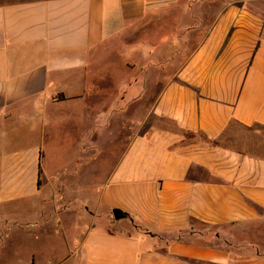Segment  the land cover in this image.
Masks as SVG:
<instances>
[{"label":"crops","instance_id":"crops-1","mask_svg":"<svg viewBox=\"0 0 264 264\" xmlns=\"http://www.w3.org/2000/svg\"><path fill=\"white\" fill-rule=\"evenodd\" d=\"M263 2L186 30L185 0H0L2 224L66 245L32 264H264Z\"/></svg>","mask_w":264,"mask_h":264},{"label":"rangeland","instance_id":"rangeland-1","mask_svg":"<svg viewBox=\"0 0 264 264\" xmlns=\"http://www.w3.org/2000/svg\"><path fill=\"white\" fill-rule=\"evenodd\" d=\"M186 6L181 7L182 11H179L178 13L187 15H197L200 16V18H195L196 22L187 21L185 22V29L188 30L194 25L198 24V21L200 20V25L202 30L209 29L212 24L214 23V20L216 16H219L220 14H223L226 10V8H231L232 5H228V3H231L232 0H185ZM239 2L241 0H238ZM189 4H192L189 6ZM194 4V5H193ZM241 7V6H240ZM237 7H235L236 9ZM250 11H261V13L264 14V2L249 5L247 7ZM237 10V9H236ZM176 11V10H175ZM177 13V12H176ZM188 19V18H187ZM175 24H169L168 26L165 25L162 26L159 23L154 24V28L158 30H173L175 27ZM170 26V27H169ZM181 26V28H180ZM179 27L175 28L182 30V24H180ZM124 40V38H122ZM113 44L115 45L116 42H112L110 44L109 51H105L104 53L100 54V62L102 64L106 63L105 65H121L123 62H131V58H133V55L125 54L122 56L123 52H118L114 50ZM112 45V46H111ZM113 47V48H112ZM103 67V66H102ZM116 67V66H115ZM122 68L118 67L117 69L114 68V70L109 69L107 72H116L118 75L122 72ZM109 90H111L107 96V100L109 99V96L114 95V92L112 89H116V87H107ZM112 88V89H111ZM158 89V88H157ZM144 102L138 103V127H139V135L144 134L151 125H159L158 121L156 120V116L153 114H149L146 108H149L148 106H144L145 108H142ZM264 134V132H263ZM49 145H51V142H47V146L44 149V152L46 153L44 160V167L49 168V155L50 149L48 148ZM65 158V156H64ZM64 165V162L62 163ZM54 168H56V165H54ZM48 172V171H47ZM44 181V175L41 174V183ZM29 202H22L19 205H16L20 209V215L22 216V225L21 227L26 228L29 227L33 223V218L28 215V211H30V208L27 207ZM14 206H2L0 203V213L2 211H7V209H13ZM29 209V210H28ZM28 212V213H27ZM13 219L11 218V221ZM2 216L0 214V264H32L31 259L33 256H37V260L42 257H47L48 255L53 254L55 250H61L62 253H65V244L62 245L61 243L56 242V238L51 237H45L42 239H39L33 234V231H23V232H17L16 230H10L7 232V230L4 228V223L2 224ZM12 223V222H11ZM25 226V227H24ZM260 229L259 231H256L257 235H249L246 234L245 237L249 242H255L262 244L260 245L261 248L264 250V221L260 222ZM32 234V235H31ZM63 248V249H62ZM250 252L255 253V251L251 248ZM257 252V251H256ZM38 264H47V262H38Z\"/></svg>","mask_w":264,"mask_h":264},{"label":"water","instance_id":"water-1","mask_svg":"<svg viewBox=\"0 0 264 264\" xmlns=\"http://www.w3.org/2000/svg\"><path fill=\"white\" fill-rule=\"evenodd\" d=\"M113 216L116 221H120V220H123L126 215L120 210H114Z\"/></svg>","mask_w":264,"mask_h":264},{"label":"trees","instance_id":"trees-1","mask_svg":"<svg viewBox=\"0 0 264 264\" xmlns=\"http://www.w3.org/2000/svg\"><path fill=\"white\" fill-rule=\"evenodd\" d=\"M40 176H41V171H40ZM41 185V180L39 181V186Z\"/></svg>","mask_w":264,"mask_h":264}]
</instances>
